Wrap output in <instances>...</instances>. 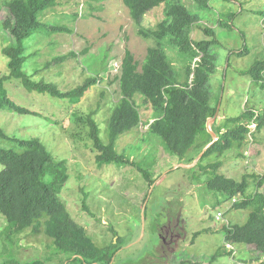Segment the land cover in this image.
Listing matches in <instances>:
<instances>
[{
  "label": "rangeland",
  "instance_id": "374dc122",
  "mask_svg": "<svg viewBox=\"0 0 264 264\" xmlns=\"http://www.w3.org/2000/svg\"><path fill=\"white\" fill-rule=\"evenodd\" d=\"M5 1L8 0H0V81L12 101L36 114H19L0 107V129L19 139L36 137L54 159L66 161L69 178L59 198L99 246L121 237V249L112 264H169L181 260H191L192 264H255L252 256L257 253L250 252L249 246L229 245L222 240L223 223L243 222L246 212L231 209L230 199L214 194L203 182L193 179L192 171L184 169L180 159L166 150L161 137L146 131V122L152 121L155 114L141 94L135 96L140 123L117 138L116 150L150 171L154 179L150 186L137 168L126 161L98 166L92 142L87 138V127L71 136L72 131L80 130L72 113L96 110L99 135L106 142L112 104L119 98L117 76L121 59L128 49L140 69L147 47L155 41L144 39L138 29L152 28L162 16L163 5L147 12L139 24L131 20L122 0H62L43 13L44 23L64 25L70 31H42L24 41L27 58L24 69L31 80L52 82L66 91L87 77L100 79L78 103L70 104L66 98L29 91L19 79L8 76V59L2 49L16 42L10 31L1 26L11 16ZM180 1L189 10L196 9L193 0ZM208 4L209 9L199 10L198 14L202 26L212 28L217 40L213 47L217 68L209 81L211 105L217 108L216 117L208 120L211 129L215 120L220 124L244 109L259 112L264 107V87L239 72L264 58V0H208ZM218 20L225 23L221 26ZM199 30L193 27L190 36L212 38ZM162 47L175 69L180 70L184 62L177 48L165 43ZM61 56L65 58L58 60ZM255 125H250L253 135L247 134L240 146L234 145L220 156L209 155L202 162L220 160L222 165L217 172L237 180L243 174L264 173V126L257 130ZM204 141L198 135L187 156L196 158L204 149L201 148ZM0 146L19 150L16 143L1 135ZM194 173L205 178L200 170L195 169ZM217 201L218 206L213 207ZM167 212L175 213L169 216V224ZM6 224L0 215V264L37 258L43 259L44 264H79L72 259L63 260L51 245L47 246L49 238L42 233L33 234L30 229L10 237V241L7 237L3 240L1 232ZM196 231L201 232L194 237ZM159 234L165 236L164 243ZM218 249L232 252L213 259Z\"/></svg>",
  "mask_w": 264,
  "mask_h": 264
},
{
  "label": "trees",
  "instance_id": "16d2710c",
  "mask_svg": "<svg viewBox=\"0 0 264 264\" xmlns=\"http://www.w3.org/2000/svg\"><path fill=\"white\" fill-rule=\"evenodd\" d=\"M127 7L131 20L138 23L145 14L163 5L162 16L151 28L140 26L138 34L144 39H153L154 45L146 49L140 65L128 49L121 59L120 73L117 76L119 98L113 103L107 122V140L103 142L99 127L90 111L86 114L72 113L73 122L80 130L71 132L75 137L87 127V138L92 142L98 166L111 162H128L135 166L150 186L154 179L150 171L135 164L116 150V140L124 133L135 129L140 123V112L135 102L136 94H141L151 112L152 121H147V132L161 137L166 150L176 156L179 163L190 164L195 156H187L195 145L196 138H205L201 148L213 141L207 128L208 119L217 112L211 105L209 81L217 68V58L213 47L217 44L215 31L202 26L199 10H208V0H193L195 10H189L180 0H122ZM62 3V0H8L5 1L10 17L1 26L8 29L16 44L3 47L7 57L9 75L20 80L29 91L47 93L52 97L66 98L70 104L78 103L92 85L99 82V77L90 76L69 90L62 91L52 82L31 80L24 69L26 61L24 41L40 32L70 31L64 25L44 23L43 13ZM196 11V12H193ZM222 26V20H218ZM225 23V22H224ZM200 29L212 38L193 39L190 34L193 27ZM199 30V31H200ZM178 50L184 65L178 70L166 55L163 41ZM70 55L74 56L71 52ZM61 56L58 60H63ZM177 58V56H176ZM250 78L252 83L264 87V58L255 60L248 68L239 71ZM0 107L19 114L32 113L27 108L10 99L0 81ZM98 109V108H97ZM255 123L259 130L264 126V107L256 112L253 108L244 109L239 115L226 117L222 123L215 120L211 130L216 140L205 150L197 163L184 169L192 171V178L203 182L207 190L225 196L231 201V209L246 212L243 222H226L221 227L222 240L229 245L243 244L250 252L255 264H264V173L243 174L241 179L217 172L222 165L220 160L203 163L202 160L212 154L220 156L232 146H240L247 134L253 135L250 125ZM145 131V132H146ZM0 135L16 143L19 150L0 146V215L7 224L1 232L3 240L17 236L30 229L33 234L42 233L50 239L47 245L53 247L63 260H73L79 264H112L114 256L121 249V237L99 246L87 234L59 198V194L69 178L65 160H56L38 138L19 139L8 136L0 129ZM200 170L204 179L194 173ZM254 186V188L251 187ZM86 196L84 197L85 201ZM219 201L213 204L218 206ZM84 208L87 209L86 205ZM212 218V217H210ZM213 219V218H212ZM112 230V228H110ZM114 232V231H113ZM201 231H196L194 237ZM115 233V232H114ZM193 237V238H194ZM51 245V246H50ZM231 250L222 252L218 249L212 258L222 253L231 254ZM2 264H44L37 258L26 262L9 260ZM192 264L191 260L178 263Z\"/></svg>",
  "mask_w": 264,
  "mask_h": 264
},
{
  "label": "water",
  "instance_id": "95a60500",
  "mask_svg": "<svg viewBox=\"0 0 264 264\" xmlns=\"http://www.w3.org/2000/svg\"><path fill=\"white\" fill-rule=\"evenodd\" d=\"M216 114H217V112L215 113V115L212 117L213 119L216 117ZM209 120V119H208ZM207 128H208V130H209V132L211 133V135H212V139H213V141L211 142V143H209L207 146H205L204 147V149L202 150V152L201 153H199L198 154V156L193 160V162L191 163V165H187V164H182L181 166H183V167H191V166H193L194 164H196L197 163V161L199 160V158L203 155V153L205 152V150L217 139L216 138V135H215V133L210 129V127H209V124H208V121H207Z\"/></svg>",
  "mask_w": 264,
  "mask_h": 264
},
{
  "label": "flooded vegetation",
  "instance_id": "af4514ba",
  "mask_svg": "<svg viewBox=\"0 0 264 264\" xmlns=\"http://www.w3.org/2000/svg\"><path fill=\"white\" fill-rule=\"evenodd\" d=\"M170 209V208H169ZM169 209H167V210H169ZM167 213H169V214H167V224H169L170 223V219H171V217H169L171 214H175V213H177V217H178V215H180L179 214V210H177L175 213H170V212H167ZM164 227H165V225H164ZM163 227V228H164ZM161 231H162V228H161ZM173 236V230L171 231V233H170V237H172ZM158 237H159V239H161L162 241H163V243L165 242V236H163V235H161V234H159L158 235Z\"/></svg>",
  "mask_w": 264,
  "mask_h": 264
}]
</instances>
